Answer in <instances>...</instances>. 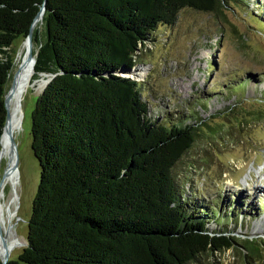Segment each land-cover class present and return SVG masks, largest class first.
<instances>
[{
	"label": "trees",
	"instance_id": "1",
	"mask_svg": "<svg viewBox=\"0 0 264 264\" xmlns=\"http://www.w3.org/2000/svg\"><path fill=\"white\" fill-rule=\"evenodd\" d=\"M236 1L0 0V138L11 47L28 35L42 6L46 37L33 78L51 77L31 113L39 178L26 247L6 264H200L232 248L227 237L215 236L230 233H213L200 214L217 225L226 203L244 219L264 202L218 197L215 210L194 207L199 217L192 220L174 169L203 123L180 114L155 119L142 97L146 83L125 75L157 30L171 28L183 10L222 17ZM258 15L264 30L260 8ZM240 256L245 264L263 259L257 251Z\"/></svg>",
	"mask_w": 264,
	"mask_h": 264
},
{
	"label": "rangeland",
	"instance_id": "2",
	"mask_svg": "<svg viewBox=\"0 0 264 264\" xmlns=\"http://www.w3.org/2000/svg\"><path fill=\"white\" fill-rule=\"evenodd\" d=\"M259 8L264 17V0L236 1L223 10L222 17L183 10L171 28L157 30L155 41L147 44L136 58V67L142 71L137 80L146 83L142 97L147 100L152 117L174 120L188 115L213 127L210 130L201 124L199 138L174 169L192 220L199 217L194 207L204 205L215 210L212 204L220 201L218 197L243 200L254 206L258 201L264 202V30L255 20H260ZM35 31L38 43L32 36L34 55L45 42L42 20L33 34ZM23 45L24 39L12 44V73ZM35 78L43 79L45 84L41 90L31 89L24 95L22 122L14 135L18 208L11 229L22 246L9 253V260H17L26 247L27 222L38 185L39 166L31 150V113L47 86V77ZM9 83L10 80L6 92ZM242 83L245 87L234 92L233 86ZM4 163L3 171L6 159ZM226 205L218 214L221 219L217 225L205 214H200L199 219L209 221L207 228L213 233L229 232L238 239L264 241V203L244 219L241 212L232 213L234 208L228 210ZM239 252L217 254L204 258L200 264H245ZM249 252L250 256L255 255L252 248ZM257 264H264V260Z\"/></svg>",
	"mask_w": 264,
	"mask_h": 264
},
{
	"label": "bare ground",
	"instance_id": "3",
	"mask_svg": "<svg viewBox=\"0 0 264 264\" xmlns=\"http://www.w3.org/2000/svg\"><path fill=\"white\" fill-rule=\"evenodd\" d=\"M40 21L41 20L36 23L34 28L38 26ZM27 54L26 45H23L15 71L16 76L14 74L15 72L10 74V82L13 76H15V81L9 86V92L7 93L6 97V102L9 106L8 123L6 134L2 138V152L0 154V254L3 252L4 244H6V249L10 254L13 252L14 248L16 249V246H22V243L17 239L16 233L11 229V223L15 219L14 216H16V211L18 208V195L16 191L17 173L15 172L16 150L14 147V135L15 131L21 126V102L24 95L29 93L31 89H34L35 91L41 90L43 88V84H45L44 81L34 80L33 69L35 65V56L33 54V58L28 61L26 59ZM141 74L142 71L139 67L137 70H135V74H133L135 77L134 79L137 80ZM5 159L7 160V166L3 171Z\"/></svg>",
	"mask_w": 264,
	"mask_h": 264
},
{
	"label": "water",
	"instance_id": "4",
	"mask_svg": "<svg viewBox=\"0 0 264 264\" xmlns=\"http://www.w3.org/2000/svg\"><path fill=\"white\" fill-rule=\"evenodd\" d=\"M43 14H44V7L42 6L40 11L38 12V14L36 15L31 27H30V30H29V33L28 35L24 38V41L26 43V46H27V60H31L33 58V42H32V36H33V30H34V26L36 25V23L39 21V20H42L43 18ZM36 54L37 52L35 53V58H34V63L36 62ZM139 68V67H138ZM137 67L133 68L128 74L125 75V77H130L132 79H134L135 77L133 76V74H135V69H138ZM35 72V70L33 69V73ZM15 76H16V72L14 73ZM15 76L12 77V80H11V83H9V86L14 83L15 81ZM43 77H47V83L46 85H48V83L50 82L51 80V77L48 76V75H42ZM136 80V79H134ZM9 92V87H8V90L7 92L5 93V96H4V105H5V110H6V118H5V123L3 125V130H2V134H1V138H0V154H1V149H2V146H1V143H2V138L3 136L6 134V128H7V123H8V113H9V106L6 102V97H7V93ZM15 147V145H14ZM16 161H17V157H16ZM17 166V163L15 162V167ZM15 172H16V169H15ZM17 173V172H16ZM210 234V233H209ZM210 235H215V234H210ZM215 236H225L227 237L226 240L231 244L232 248L228 251H237L240 250V254L241 252H245V251H248L250 250V248H252V251L254 253L259 252V255L260 257L264 260V241H262V239H238L236 235H233V234H220L218 233L217 235ZM215 238V237H209L210 241ZM26 246V244H25ZM226 251V252H228ZM225 253V252H224ZM223 253V254H224ZM250 254V252H249ZM9 261V253H8V250L6 249V244L3 245V252L0 254V262L1 264H6L7 262ZM244 262V260H243ZM257 264V263H256Z\"/></svg>",
	"mask_w": 264,
	"mask_h": 264
}]
</instances>
